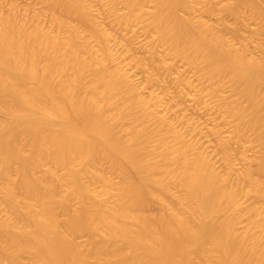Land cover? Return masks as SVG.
Masks as SVG:
<instances>
[{"label": "bare ground", "instance_id": "bare-ground-1", "mask_svg": "<svg viewBox=\"0 0 264 264\" xmlns=\"http://www.w3.org/2000/svg\"><path fill=\"white\" fill-rule=\"evenodd\" d=\"M43 1L59 26L62 10L90 33L82 36L70 20L68 32L30 26L0 6V112L5 115L0 118V264H264V236L253 230L260 222L252 220L242 230L237 226L245 209L232 180L161 113L169 110L168 89L147 96L142 91L155 80V70L172 71L174 63L160 58L140 87L118 63L128 50H114L111 32L99 22L92 0ZM154 1L149 17L144 0L107 4L121 23H129L137 12L146 16L156 31L154 48L164 42L175 55L203 63L205 80L218 78L221 85L229 78L249 105L221 98L215 107L227 104L237 116L234 138L250 129L259 131L264 144V48L260 56H249L236 46L226 27L205 18L212 6L193 15L197 0ZM244 5L264 20L259 0H237L230 10L241 15ZM177 77L180 86H188L183 89H190L185 98L206 101L191 79ZM218 85L212 92H218ZM213 131L221 134L218 128ZM100 159L122 167L123 180L117 183L106 175L97 166ZM226 159L232 167L233 160ZM14 164L17 176L11 174ZM260 166L264 168V156ZM246 175L253 180L247 193L264 197V184L254 180L251 169ZM61 185L65 188L58 192ZM145 194L166 210L148 214ZM171 198L183 208L174 207ZM249 210L263 216L257 207ZM80 233L88 234L87 247L77 241ZM94 255L104 261L95 263Z\"/></svg>", "mask_w": 264, "mask_h": 264}, {"label": "rangeland", "instance_id": "rangeland-1", "mask_svg": "<svg viewBox=\"0 0 264 264\" xmlns=\"http://www.w3.org/2000/svg\"><path fill=\"white\" fill-rule=\"evenodd\" d=\"M197 1L196 10L190 11L193 15H199L202 8L212 6L214 9L213 12L205 14L207 20L219 27H226L227 36L236 46H241L249 56H260L263 53L264 20L251 5H244L241 8L242 14L239 15L230 10V5L236 4L237 0ZM259 1L264 5V0ZM144 3L146 10L149 12L146 16L149 17L150 12L154 10L155 1L144 0ZM11 4H13V6ZM92 4L94 12L97 13L98 20L101 22L102 27L111 32L110 39L114 50L117 53L128 50V53L124 54V57L122 56L118 63L121 62V64L125 66L135 84L140 87L143 86L146 81L148 69L158 67L161 63L159 60L160 58H166L168 61L174 63L172 71L166 68L155 70L157 72L156 78L149 84V88L142 90L144 95H149L151 90L163 94V89H168L169 94H167V97H169V110H163L161 113L163 114L166 112V115L175 121L177 128L184 132L188 138H191L200 145L202 147L201 151H204V154L207 156L209 155L208 157H210L216 170L219 171L221 175L224 174L223 176H229L232 180L230 181V185L232 186L234 184L232 187L237 191L240 197L241 207L245 209L237 225L238 228L242 230L244 225L250 223L252 220H257L260 222V225L257 227L255 226L253 230L264 236V197L257 195V193L253 191L247 193L253 180L247 175L245 176V171L251 169L254 180H259L264 184V168L260 166L264 156V144L260 137H258L260 136L258 134L259 131H255L254 133V131L250 129H248L249 131L246 130V133H242L243 135L241 134L239 139L234 138L233 129L237 122V116L227 104L220 110L215 107L216 104L220 102L221 98H227V100L239 98L244 105H249V101L244 97H240L238 91L233 88L229 78H226L221 85L217 84L218 78L212 81L205 80L203 78V63L188 62L184 56H177L172 53L168 48V44L164 42H159L157 48H154L152 39L156 34L155 28H150V26L147 25L145 20L146 16H143L142 13H135L129 23H121L119 17H117V12L108 6L107 0H92ZM14 5L17 9H14ZM0 6L5 13L15 14L16 12V16L21 20L28 21L27 23L30 26H32L33 23V25L38 23L45 28L51 26V29L55 30V32L59 30L68 32L66 22L70 20L77 24L82 36L89 35L90 33L79 19L62 10H58L57 13L61 20L64 21V23L59 26L57 21L48 13L47 4L43 0H0ZM126 10L127 8L125 5L119 3V11L125 12ZM235 31H239V37H236ZM93 44H95L94 39ZM139 58L145 60L146 63L143 66L137 64L136 60ZM177 76H181L187 81L191 79L198 88L195 87V91H200L205 95L204 98L206 101L201 100L202 102L200 101V103L194 102L191 98L192 96L189 97V95L186 97L188 99H186L185 95H187L186 93L189 92L190 89H183L181 87L182 85L184 87L186 86L185 88L188 86L186 84L180 86L179 84H181V82H179ZM185 79L184 81H186ZM214 85L219 86L217 93L211 90ZM194 89L192 88L191 90L193 93H195ZM123 101H125V98L121 97L120 102ZM206 104H208L209 108L206 107ZM201 108L202 110L204 109V111H202ZM0 118H5V115L1 112ZM125 122L126 120L123 121V123ZM217 128L221 131L220 135L213 131V129ZM26 147L29 148L28 145ZM227 156H230L233 160L232 167H230L227 162ZM97 166L115 182L119 183L123 180V169L119 165H114L109 161L100 159L97 162ZM48 167L49 165L46 164L38 173H42V171ZM61 171L65 172V170ZM159 171L161 173L165 172L164 167H160ZM11 174L12 176H17L19 174V169L16 164L12 167ZM231 182H233V184ZM64 188L65 185L59 186L58 192H62ZM174 189L177 192L181 191L180 187L176 185ZM144 197L146 200L145 210L148 214L159 215L166 210L154 196L145 194ZM171 202L174 207L178 209L183 208L182 202L179 199L171 198ZM72 205L73 207L79 205L76 198L72 199ZM251 207H257L263 210V216L255 217L253 212L249 210ZM59 214L62 219L67 217V213L64 210H60ZM13 219L16 222H20V217L15 214ZM76 238L83 247L88 246L89 236L87 233H80ZM100 239L101 237H99V240ZM93 261L98 263L104 260L94 255ZM111 264L114 263L112 262Z\"/></svg>", "mask_w": 264, "mask_h": 264}]
</instances>
